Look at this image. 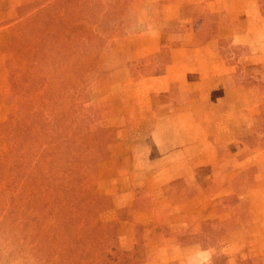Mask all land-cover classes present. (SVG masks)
<instances>
[{
	"label": "rangeland",
	"instance_id": "374dc122",
	"mask_svg": "<svg viewBox=\"0 0 264 264\" xmlns=\"http://www.w3.org/2000/svg\"><path fill=\"white\" fill-rule=\"evenodd\" d=\"M260 28L264 0H0V264H263L264 70L247 135L195 150L143 82L173 31Z\"/></svg>",
	"mask_w": 264,
	"mask_h": 264
},
{
	"label": "crops",
	"instance_id": "0c3cea01",
	"mask_svg": "<svg viewBox=\"0 0 264 264\" xmlns=\"http://www.w3.org/2000/svg\"><path fill=\"white\" fill-rule=\"evenodd\" d=\"M216 2L218 3L215 1L213 4ZM250 3H241L243 12L250 7L248 5ZM222 11H215L222 14V16L219 14L220 30L223 28L222 20L227 18L226 12ZM230 24H233L232 20ZM220 30L173 31L171 38L167 40L170 62L163 65L161 75L143 81L150 86L145 95V107L150 109L149 113L152 115L154 112L151 108L153 107L151 95H170L171 100L177 105L179 99L176 98L175 93L179 90V93L183 94L184 98L181 100V103L185 101L183 110L175 113L172 109H166L164 112L171 118V124L176 126L178 133H188L190 139L186 141L188 143L170 146L180 151L181 148L195 150L198 144L202 145V140L203 146L212 147L215 144L213 141L216 140H211L210 135L200 127L203 123L213 121L215 124L212 125L217 132L228 135L233 133L235 123L238 122L243 132L241 137H244L247 131L249 132L251 116L261 114L258 108L257 110L251 108L249 89L250 83L258 82L256 70L258 73L264 70V29H259L263 31ZM238 50H245L244 57L237 59V56L240 57ZM175 69L180 76L170 74ZM217 116H233L238 119L232 118L224 123L217 122ZM253 119L257 118L253 117ZM260 256L263 259L264 253ZM230 258L233 262L227 260L228 264H237L234 260L238 259V256Z\"/></svg>",
	"mask_w": 264,
	"mask_h": 264
},
{
	"label": "trees",
	"instance_id": "16d2710c",
	"mask_svg": "<svg viewBox=\"0 0 264 264\" xmlns=\"http://www.w3.org/2000/svg\"><path fill=\"white\" fill-rule=\"evenodd\" d=\"M113 261H111L109 258H106L105 259V264H110V263H112Z\"/></svg>",
	"mask_w": 264,
	"mask_h": 264
}]
</instances>
